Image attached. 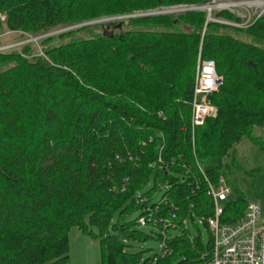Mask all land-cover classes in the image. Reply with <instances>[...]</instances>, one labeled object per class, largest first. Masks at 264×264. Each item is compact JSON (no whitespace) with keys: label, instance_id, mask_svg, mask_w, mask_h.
I'll return each instance as SVG.
<instances>
[{"label":"trees","instance_id":"16d2710c","mask_svg":"<svg viewBox=\"0 0 264 264\" xmlns=\"http://www.w3.org/2000/svg\"><path fill=\"white\" fill-rule=\"evenodd\" d=\"M208 1L0 0V33L19 31L20 40L54 32L38 41L49 44L43 55L32 53L33 43L0 51V264H67L70 227L97 239L100 264H207V183L218 184L227 166L221 160L242 136L258 142L251 130L264 125V12L235 28L251 41L216 32L225 26L215 22L205 24L200 39L202 12L177 17L195 28L189 32L135 29L60 42L88 25L58 30ZM215 15L232 19L225 11ZM198 48L222 81L209 95L216 116L191 132ZM246 202L230 188L221 221L239 220ZM147 213L154 223L143 231L137 220ZM194 216L206 240L198 227L194 234L187 228ZM148 238L163 242L158 253L130 250Z\"/></svg>","mask_w":264,"mask_h":264},{"label":"rangeland","instance_id":"374dc122","mask_svg":"<svg viewBox=\"0 0 264 264\" xmlns=\"http://www.w3.org/2000/svg\"><path fill=\"white\" fill-rule=\"evenodd\" d=\"M215 1V2H214ZM260 1L264 4V0H210L204 4H198L195 2H180L172 3L166 5H156L152 8L147 9H137L128 15H112V16H102L95 20L83 22L80 24L64 27L59 29L60 31L69 30L78 26L88 25L85 30L72 33L70 36L61 38L60 42H65L68 39H81V38H91L97 37L102 34L109 33H118L124 30H167V31H178V32H189L195 30V28H190L185 26L181 22H177V17L183 15L184 13L190 12H202L204 14V23L202 28L199 31L200 39L204 34L205 24L207 22H215L221 25H224L225 28H219L216 32L227 33L233 35L236 38L251 41V37L241 33L240 31L235 30V28H246L253 23L255 19L260 17L264 12L260 11V8L257 9L254 5H248V3ZM233 2L234 4H229ZM215 5L216 3H221V7L214 6L210 9V12L206 9H202L203 5L206 4ZM184 6L191 7L197 6V9H190L185 11H176V12H165L161 11L160 13H153L145 15L146 12H151L157 9L162 10L161 8H169L174 6ZM227 6V7H226ZM264 8V5H263ZM225 11L232 16V19H226L222 16L215 15L218 12ZM143 13V14H142ZM215 13V14H214ZM154 15H162L166 17H171L173 23L169 26H153V25H136L127 22L128 17H149ZM210 19V20H209ZM175 20V21H174ZM120 24L117 27V24ZM92 24H98L94 27L89 26ZM52 33V32H51ZM54 33V32H53ZM50 33H45L44 36L49 35ZM13 35V34H12ZM39 36V35H38ZM37 37V36H36ZM1 43H9L15 41V36H6L2 37ZM27 39V38H26ZM39 41V38L36 39ZM32 43V42H27ZM52 44V43H51ZM50 44V45H51ZM41 50L45 49L49 44H39ZM38 45V46H39ZM264 47V44H259ZM19 46H14L6 50H19ZM32 53H36V45L33 47ZM197 54H200V48H198ZM196 54V57H197ZM196 61V59H195ZM10 65V63L8 64ZM251 137H256L258 142L253 141L247 136H242L238 142L233 146V153L225 156L221 160L222 165H227L224 168V175L222 179L226 186L230 188H236L237 191L246 199L258 202L261 199L264 201V125L259 127H253L251 130ZM159 198V193L154 196V200ZM134 215L127 216L128 218L134 217ZM260 220L264 221V218L261 216ZM187 228L192 234L196 233L195 226L199 228L203 240H206L207 232L205 226L201 224L196 216L193 218V223L189 220L186 223ZM143 231H147V227L137 226ZM68 236V263L67 264H100V252L99 245L96 238L90 236L87 233H82L77 227H70L67 231ZM136 245L130 248L131 251H137L144 249L143 255L150 256L151 254L158 253L160 249V244L152 239L148 238L144 241L136 242ZM148 248V249H147ZM147 249V250H146Z\"/></svg>","mask_w":264,"mask_h":264},{"label":"built area","instance_id":"2783aa9c","mask_svg":"<svg viewBox=\"0 0 264 264\" xmlns=\"http://www.w3.org/2000/svg\"><path fill=\"white\" fill-rule=\"evenodd\" d=\"M178 6L180 7V5ZM196 7H185L179 11L195 9ZM171 8H161L162 10L157 9L152 11V13L146 12L144 14L160 13ZM260 11L263 12L264 8H260ZM167 12L176 11L170 10ZM3 20L4 15L0 14V21ZM16 34H20V32L6 30L0 33V38ZM42 37H44V34L37 37L24 36L23 39L6 44L0 43V51L14 46L21 47L27 42H32L34 46L36 45V53L43 55L36 41V39ZM221 81V77L216 73L214 61L210 58H202L200 55H197L190 100L189 126L191 132L194 127L202 125L205 119L216 116L217 108L210 102L209 95L218 90ZM207 184V195L211 199V213L206 219V224L212 239L207 264H264V221L260 220L257 203L247 200L243 214L239 220L235 222H222L221 217L224 211V203L228 198L229 188L222 178L219 179L216 186ZM171 216L173 217V214ZM150 221L154 223L151 213H147L138 218L137 224L144 227ZM166 224L164 222L162 226L165 227ZM160 245L162 246L163 242ZM162 254H164V251H162Z\"/></svg>","mask_w":264,"mask_h":264},{"label":"bare ground","instance_id":"6f19581e","mask_svg":"<svg viewBox=\"0 0 264 264\" xmlns=\"http://www.w3.org/2000/svg\"><path fill=\"white\" fill-rule=\"evenodd\" d=\"M218 1V0H217ZM215 2V1H214ZM229 4H231V5H233L234 3L233 2H230ZM207 6H205V5H203L201 8L202 9H206L207 11H209L210 12V9L212 8V7H214V6H218V7H221L220 5H221V3H216L215 5H210L209 3L208 4H206ZM248 5H254V6H256L257 7V9L258 8H263V3L262 2H260V1H256V2H251V3H248ZM227 7V6H226ZM185 7H182V6H175V7H172L171 9H167V10H164L165 12H167V11H179V10H182V9H184ZM197 8H199V7H196L195 9H197ZM200 55V54H199Z\"/></svg>","mask_w":264,"mask_h":264},{"label":"crops","instance_id":"0c3cea01","mask_svg":"<svg viewBox=\"0 0 264 264\" xmlns=\"http://www.w3.org/2000/svg\"><path fill=\"white\" fill-rule=\"evenodd\" d=\"M258 207H259V212H260V217L262 216L264 218V201L261 199L260 201H256Z\"/></svg>","mask_w":264,"mask_h":264},{"label":"water","instance_id":"95a60500","mask_svg":"<svg viewBox=\"0 0 264 264\" xmlns=\"http://www.w3.org/2000/svg\"><path fill=\"white\" fill-rule=\"evenodd\" d=\"M174 21H175V20H174ZM119 26H120V24L118 23V24H117V27H119Z\"/></svg>","mask_w":264,"mask_h":264}]
</instances>
